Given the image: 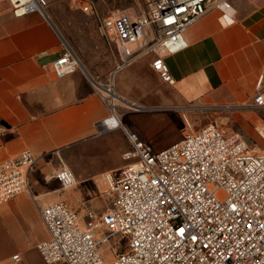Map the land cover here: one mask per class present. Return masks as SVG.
I'll list each match as a JSON object with an SVG mask.
<instances>
[{
  "label": "built area",
  "instance_id": "obj_1",
  "mask_svg": "<svg viewBox=\"0 0 264 264\" xmlns=\"http://www.w3.org/2000/svg\"><path fill=\"white\" fill-rule=\"evenodd\" d=\"M16 16H47L48 0H9ZM83 13L94 12L92 0H73ZM137 15L116 11L99 24L100 34L114 43L120 61L103 83L93 79L95 92L108 110L102 133L121 130L130 149L126 165L105 172L94 182L113 195L102 214L89 210L82 221L72 207L58 201L41 209L48 239L37 249L47 264H264V150L252 148L242 133L226 135L214 122L197 128L183 114L180 141L155 151L124 124L128 113L156 108L136 106L121 97L117 78L142 59L167 84H174L166 57L183 51L187 30L218 9L232 14L229 0H146ZM64 48L53 62L62 79L78 65ZM256 106L264 109L259 90ZM264 139V121L256 128ZM3 126L0 125V136ZM37 156L29 149L0 162V207L29 190V175ZM55 179L64 190L77 184L63 165ZM121 236L126 250L106 260L104 246ZM12 264H20L15 254Z\"/></svg>",
  "mask_w": 264,
  "mask_h": 264
},
{
  "label": "crops",
  "instance_id": "obj_2",
  "mask_svg": "<svg viewBox=\"0 0 264 264\" xmlns=\"http://www.w3.org/2000/svg\"><path fill=\"white\" fill-rule=\"evenodd\" d=\"M49 1L56 15L58 0ZM229 2L232 14L209 12L187 30V48L166 57L174 84L160 79L149 58L118 76L123 98L157 109L151 112L167 111L160 131L176 127L165 139L126 114L125 126L155 151L181 140L183 114L198 128L214 122L226 135L240 132L248 143L256 140V128L264 121V109L255 103L259 90L264 92V0ZM64 38L48 14L18 17L9 0H0V162L26 149L37 156L29 190L0 207V264H12L15 254L20 264H47L37 249L48 239L40 212L64 197L55 180L62 163L89 154L122 159L130 149L121 130L101 132L109 114L89 70L82 65L84 70L56 77L52 64L64 50ZM122 168L111 166L94 176ZM74 174L83 177L77 170Z\"/></svg>",
  "mask_w": 264,
  "mask_h": 264
},
{
  "label": "rangeland",
  "instance_id": "obj_3",
  "mask_svg": "<svg viewBox=\"0 0 264 264\" xmlns=\"http://www.w3.org/2000/svg\"><path fill=\"white\" fill-rule=\"evenodd\" d=\"M92 1L94 2V12L86 14L77 8L73 0H58L55 8L56 15H54L53 4L48 0L47 14L52 17L64 33L63 46L73 51L75 57L81 62L80 68L84 70L85 67L91 72L93 79L103 83L120 61V57L114 43L100 34L99 24L101 20L118 10L126 11L131 15L140 14L147 9V3L146 0ZM118 79L117 90L121 96ZM125 111L124 118L126 114H129ZM164 115L168 116L167 111L130 114L131 119L145 127L149 133L156 132L167 139L170 133L176 131V127H170L165 132L160 131L162 127L161 116ZM262 116L264 117V113ZM255 135L256 140L249 142L250 146L255 148L254 142H258V145L264 150V139L260 137L257 130ZM116 143L119 144L121 142L116 140ZM151 148L155 150V147ZM63 165L68 166L73 172L77 170L83 176L76 177L77 184L70 189L64 190V197L61 199L72 207L82 221H85L89 210L99 215L112 207L113 195L104 192L96 185L94 182L96 176L94 175L98 174L102 169L111 166L124 167L126 165L125 161L113 153L107 155L89 154L78 157L74 162L62 163L61 166ZM84 176H93V178L84 179ZM104 248L107 254L106 260L108 261L116 252L121 253L126 250V240L118 236L116 239L111 240L110 245H106Z\"/></svg>",
  "mask_w": 264,
  "mask_h": 264
},
{
  "label": "bare ground",
  "instance_id": "obj_4",
  "mask_svg": "<svg viewBox=\"0 0 264 264\" xmlns=\"http://www.w3.org/2000/svg\"><path fill=\"white\" fill-rule=\"evenodd\" d=\"M76 59V61H77V63H78V65L81 67V65H80V61L78 60V58H75ZM120 95V94H119ZM122 97V96H121Z\"/></svg>",
  "mask_w": 264,
  "mask_h": 264
},
{
  "label": "water",
  "instance_id": "obj_5",
  "mask_svg": "<svg viewBox=\"0 0 264 264\" xmlns=\"http://www.w3.org/2000/svg\"><path fill=\"white\" fill-rule=\"evenodd\" d=\"M87 72V71H86ZM88 73V72H87ZM88 75H89V73H88ZM90 76V75H89Z\"/></svg>",
  "mask_w": 264,
  "mask_h": 264
}]
</instances>
